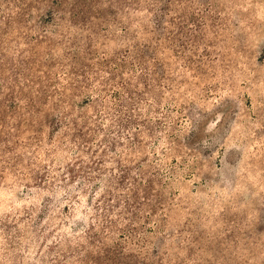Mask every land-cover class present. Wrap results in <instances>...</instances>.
<instances>
[{
	"label": "rangeland",
	"instance_id": "rangeland-1",
	"mask_svg": "<svg viewBox=\"0 0 264 264\" xmlns=\"http://www.w3.org/2000/svg\"><path fill=\"white\" fill-rule=\"evenodd\" d=\"M0 264H264V0H0Z\"/></svg>",
	"mask_w": 264,
	"mask_h": 264
},
{
	"label": "trees",
	"instance_id": "trees-1",
	"mask_svg": "<svg viewBox=\"0 0 264 264\" xmlns=\"http://www.w3.org/2000/svg\"><path fill=\"white\" fill-rule=\"evenodd\" d=\"M127 88H128V90H137L136 87L130 89L129 85H127ZM38 100H41L40 96L37 99L33 98V100H30V102H28L27 106L30 107V108H33V104L36 105ZM26 113H28V114H26ZM32 114H34L33 110L32 111L31 110L26 111L23 114H21L19 111H16V113L13 115V127H11V129H13V130L19 129L18 128L19 125L17 126V124H19V123H20V126H23L24 124H29L28 120L26 118V115H32ZM60 124H63V126L65 128L67 127L70 130L72 129V127L69 126V124H72V126H74V129L77 126V123H64V122H61ZM59 128H61V127H59ZM56 130L58 131V129H56ZM100 132H103V134H104V131H102V129H99L98 131H95L94 129H92L89 126H84L83 128H78V133L77 134H73V138L71 139V141L74 142L76 147H81L82 146L84 149H89L88 147H90L89 144H91L90 142H91L92 138L94 136H96L97 133H100ZM11 136H12V134H11ZM102 146H103V143H100L99 149H101V151L103 149H105ZM102 155H104V152H103V154H101V156ZM123 179L124 180L126 179L127 181L133 180L130 183H134V185H138V183L136 182L137 181L136 177L132 178L131 175H125ZM135 197H137V196H135Z\"/></svg>",
	"mask_w": 264,
	"mask_h": 264
}]
</instances>
